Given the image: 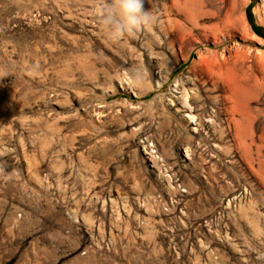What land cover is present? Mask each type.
Instances as JSON below:
<instances>
[{"label":"rangeland","instance_id":"1","mask_svg":"<svg viewBox=\"0 0 264 264\" xmlns=\"http://www.w3.org/2000/svg\"><path fill=\"white\" fill-rule=\"evenodd\" d=\"M107 2L0 0V264H264V0Z\"/></svg>","mask_w":264,"mask_h":264},{"label":"clouds","instance_id":"2","mask_svg":"<svg viewBox=\"0 0 264 264\" xmlns=\"http://www.w3.org/2000/svg\"><path fill=\"white\" fill-rule=\"evenodd\" d=\"M95 14L108 37L117 41L154 23V16L144 7V0H108Z\"/></svg>","mask_w":264,"mask_h":264},{"label":"bare ground","instance_id":"3","mask_svg":"<svg viewBox=\"0 0 264 264\" xmlns=\"http://www.w3.org/2000/svg\"><path fill=\"white\" fill-rule=\"evenodd\" d=\"M169 97H170V99H175V98H177V95H176V92H170L169 93ZM173 101V100H172ZM184 108L187 110L188 108H187V106H185L184 105ZM185 117L190 121V122H192L194 119H193V116L191 115V113L190 112H187L186 113V115H185ZM238 203V201H234L233 202V205H236ZM230 206H232V203H227V207L229 208ZM255 220H254V222L255 223H257L258 224V221H257V219L256 218H254ZM256 228H258L256 225H254ZM145 232H146V229H145ZM85 264H93V260H88Z\"/></svg>","mask_w":264,"mask_h":264}]
</instances>
